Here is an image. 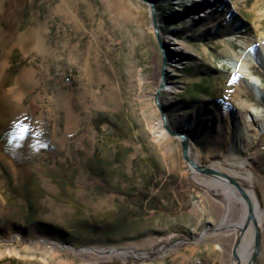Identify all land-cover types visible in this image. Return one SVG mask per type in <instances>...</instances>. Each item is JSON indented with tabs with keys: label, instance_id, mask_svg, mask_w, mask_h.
Here are the masks:
<instances>
[{
	"label": "rangeland",
	"instance_id": "1",
	"mask_svg": "<svg viewBox=\"0 0 264 264\" xmlns=\"http://www.w3.org/2000/svg\"><path fill=\"white\" fill-rule=\"evenodd\" d=\"M234 60L264 89V0H0V264H264Z\"/></svg>",
	"mask_w": 264,
	"mask_h": 264
},
{
	"label": "bare ground",
	"instance_id": "2",
	"mask_svg": "<svg viewBox=\"0 0 264 264\" xmlns=\"http://www.w3.org/2000/svg\"><path fill=\"white\" fill-rule=\"evenodd\" d=\"M199 6V7H198ZM197 7L195 6V10H201L200 7L203 6V4L198 5ZM223 32V29L220 28V33ZM241 63V62H240ZM239 62H236L235 60L231 62V64L234 66V69L236 72H239L245 79L246 83L249 87H251L254 92H258L262 98H264V89L262 88L261 82L254 78L251 77L249 74V71L244 68L243 64H240ZM252 122L257 123V126H255V130L258 132V134L262 133L264 131V122L258 118V116H251Z\"/></svg>",
	"mask_w": 264,
	"mask_h": 264
},
{
	"label": "water",
	"instance_id": "3",
	"mask_svg": "<svg viewBox=\"0 0 264 264\" xmlns=\"http://www.w3.org/2000/svg\"><path fill=\"white\" fill-rule=\"evenodd\" d=\"M152 9H153V12H154V7L152 6ZM155 16V14H154ZM155 26H156V32H158V29H157V25H156V20H155ZM170 133L181 140L182 142V148H183V154H184V158L185 160L191 165L193 166L194 168L196 169H200L190 158V143H189V139L182 133H179V132H173L170 130ZM207 173L209 175H221V174H217V172L211 170V169H207ZM258 248H259V245H258Z\"/></svg>",
	"mask_w": 264,
	"mask_h": 264
}]
</instances>
